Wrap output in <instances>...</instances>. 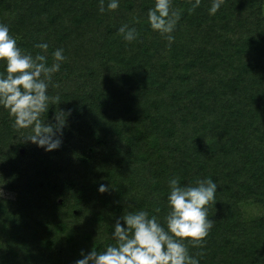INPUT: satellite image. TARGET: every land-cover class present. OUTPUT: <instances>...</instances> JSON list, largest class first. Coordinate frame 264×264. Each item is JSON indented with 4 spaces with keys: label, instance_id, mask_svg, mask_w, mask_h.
<instances>
[{
    "label": "trees",
    "instance_id": "obj_1",
    "mask_svg": "<svg viewBox=\"0 0 264 264\" xmlns=\"http://www.w3.org/2000/svg\"><path fill=\"white\" fill-rule=\"evenodd\" d=\"M104 3L0 0L23 50L46 41L51 64L64 49L48 119L70 110L61 146L45 151L0 109V264H74L113 243L129 202L163 223L173 177L218 185L213 227L188 245L200 264H264V0H224L215 15L211 0L191 13L194 0H172L171 42L147 23L154 0Z\"/></svg>",
    "mask_w": 264,
    "mask_h": 264
},
{
    "label": "clouds",
    "instance_id": "obj_2",
    "mask_svg": "<svg viewBox=\"0 0 264 264\" xmlns=\"http://www.w3.org/2000/svg\"><path fill=\"white\" fill-rule=\"evenodd\" d=\"M201 0H194L189 13L200 6ZM224 0H211L209 15H215ZM120 0H107L106 8L116 10ZM100 12L105 11L104 0H100ZM180 15L172 7V0H154L147 10V23L150 28L173 41L171 35ZM118 32L125 41L137 38L135 28L122 25ZM34 48L40 52L33 54L23 50L17 38L10 33L9 25L0 23V109L12 119V127L18 131L27 130L20 138L31 142L45 151L58 149L62 144L63 128L69 111H54L52 121L48 119L50 107L58 96L49 95L53 75L60 71L65 62L63 48L52 53V63H48L49 44L37 42ZM47 112V120L42 115ZM23 142V143H24ZM166 195L167 214L163 223L156 215H149L144 209H137L129 202L127 213L116 218L112 224L113 243L102 249L80 252L74 264H200L197 255L189 251L188 245H200L209 235L213 220L208 217V205L216 202L218 185L211 178L198 179L195 184L182 185L179 178L168 181ZM100 193L108 191V185L101 183ZM159 212V208L156 209Z\"/></svg>",
    "mask_w": 264,
    "mask_h": 264
},
{
    "label": "rangeland",
    "instance_id": "obj_3",
    "mask_svg": "<svg viewBox=\"0 0 264 264\" xmlns=\"http://www.w3.org/2000/svg\"><path fill=\"white\" fill-rule=\"evenodd\" d=\"M0 194H2V195H8V194H10V193L6 192V191L4 190V188H2V189H0Z\"/></svg>",
    "mask_w": 264,
    "mask_h": 264
}]
</instances>
